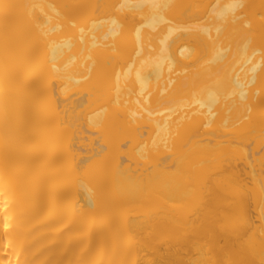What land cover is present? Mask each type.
Returning a JSON list of instances; mask_svg holds the SVG:
<instances>
[{"label": "bare ground", "instance_id": "1", "mask_svg": "<svg viewBox=\"0 0 264 264\" xmlns=\"http://www.w3.org/2000/svg\"><path fill=\"white\" fill-rule=\"evenodd\" d=\"M0 264H264V0H0Z\"/></svg>", "mask_w": 264, "mask_h": 264}]
</instances>
